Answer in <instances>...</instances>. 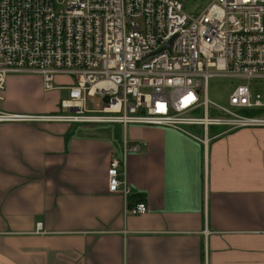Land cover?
Returning a JSON list of instances; mask_svg holds the SVG:
<instances>
[{"label": "crops", "instance_id": "crops-1", "mask_svg": "<svg viewBox=\"0 0 264 264\" xmlns=\"http://www.w3.org/2000/svg\"><path fill=\"white\" fill-rule=\"evenodd\" d=\"M69 84L9 77L0 111L58 114ZM122 143L139 148L125 154L126 202L143 215L107 191ZM0 264H264V129L201 143L166 127L0 123Z\"/></svg>", "mask_w": 264, "mask_h": 264}, {"label": "built area", "instance_id": "built-area-1", "mask_svg": "<svg viewBox=\"0 0 264 264\" xmlns=\"http://www.w3.org/2000/svg\"><path fill=\"white\" fill-rule=\"evenodd\" d=\"M21 76H38L43 92L59 89L54 77L66 76V98L58 114L0 111V123L166 127L201 143L264 129V0H210L192 14L177 0H0V101L6 80ZM213 78L238 82L227 106L207 100ZM192 127L202 130L200 139ZM212 128L219 132L207 137ZM138 149L122 143L106 172L123 215L146 212L144 203L126 202L125 154Z\"/></svg>", "mask_w": 264, "mask_h": 264}, {"label": "rangeland", "instance_id": "rangeland-1", "mask_svg": "<svg viewBox=\"0 0 264 264\" xmlns=\"http://www.w3.org/2000/svg\"><path fill=\"white\" fill-rule=\"evenodd\" d=\"M177 1L181 3V9H182L183 13H186V14H192V13H196V12L201 11L210 2V0H177ZM55 2L57 4H62V6H63L65 3V0H55ZM32 79H34V78H32ZM67 81H68V77L67 78L64 77L58 81L54 80L52 85L53 86L63 85V83L66 84ZM237 83L238 82H234V81L226 80V79H219V78L209 79L207 82V85H206V98H207V100L209 102L215 103L219 106H227V96L230 93V91L232 90V88H234V86ZM56 94H57L58 98H64L65 97V92H63V91H56ZM53 95H54V97H57V96H55V94H53ZM86 107L87 108L92 107V103H90L88 100H86Z\"/></svg>", "mask_w": 264, "mask_h": 264}, {"label": "water", "instance_id": "water-1", "mask_svg": "<svg viewBox=\"0 0 264 264\" xmlns=\"http://www.w3.org/2000/svg\"><path fill=\"white\" fill-rule=\"evenodd\" d=\"M106 101H107V98L104 96V97L102 98V102L105 103Z\"/></svg>", "mask_w": 264, "mask_h": 264}, {"label": "bare ground", "instance_id": "bare-ground-1", "mask_svg": "<svg viewBox=\"0 0 264 264\" xmlns=\"http://www.w3.org/2000/svg\"><path fill=\"white\" fill-rule=\"evenodd\" d=\"M92 93V90L90 91V94Z\"/></svg>", "mask_w": 264, "mask_h": 264}]
</instances>
